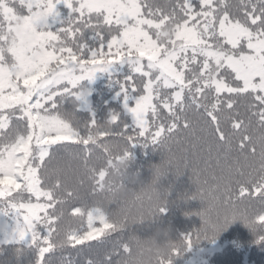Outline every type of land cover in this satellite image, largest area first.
Listing matches in <instances>:
<instances>
[{"label":"snow or ice","instance_id":"obj_1","mask_svg":"<svg viewBox=\"0 0 264 264\" xmlns=\"http://www.w3.org/2000/svg\"><path fill=\"white\" fill-rule=\"evenodd\" d=\"M118 63L131 69L117 83L132 123L113 112L112 132L94 136L95 119L81 127L58 104ZM113 138L167 142L225 209L264 205V0H0V264H101V245L116 264L117 226L72 204L79 224L61 234L67 201L43 178L53 153L76 149L87 165ZM184 239L190 249L200 234Z\"/></svg>","mask_w":264,"mask_h":264},{"label":"clouds","instance_id":"obj_2","mask_svg":"<svg viewBox=\"0 0 264 264\" xmlns=\"http://www.w3.org/2000/svg\"><path fill=\"white\" fill-rule=\"evenodd\" d=\"M66 118L74 121L71 113H66ZM112 130V125L106 121L97 125L93 135H98L100 131L110 134ZM159 146L163 158L151 166L148 182L141 179L139 170H132L135 161L123 140H106L102 147L107 156L94 155L87 165L76 149L53 153L44 166L43 178L46 185L54 190L57 199L67 201L61 204L64 214L61 234L68 223L73 226L79 224V220L68 215L72 204L92 205L101 209L117 226L118 234L123 236L121 246L126 245L127 250L117 256L116 264H176L188 247L184 237L175 235L170 224L161 222L160 209L168 203V189L162 188L161 179L172 170L180 175L185 167L169 150L167 142ZM188 169L197 189L193 195L204 204L199 212L202 219L197 230L200 239L194 240L193 246L198 247L201 241L214 239L234 220L243 221L256 236H264V221L258 219L260 214H264V209L246 210L244 202L223 208L214 185L205 184L202 179L198 182L192 170ZM98 173L101 174L99 180L96 178ZM65 192H70L71 196L65 197ZM143 224L151 225L150 233L140 235L133 229L134 225Z\"/></svg>","mask_w":264,"mask_h":264},{"label":"trees","instance_id":"obj_3","mask_svg":"<svg viewBox=\"0 0 264 264\" xmlns=\"http://www.w3.org/2000/svg\"><path fill=\"white\" fill-rule=\"evenodd\" d=\"M131 69L124 65L121 69L106 72L91 87L88 79L80 82L79 87L87 89V97L90 100V107L82 106V97H66L59 102L58 107L67 113H71L74 121L81 127L86 126L95 119L96 124H103L109 120L113 112L119 113L124 122L131 125L132 117L124 108L121 99L123 94L117 81H122L129 75ZM117 95L118 97H115ZM197 119V117H193ZM203 122H201L202 124ZM227 128V125H225ZM197 136L205 135L197 130ZM235 143V140H234ZM135 161L133 171L139 170L141 179L144 182L150 180V168L153 164L159 163L163 158V151L159 144H135L128 145ZM215 154V153H213ZM233 156L238 155L234 150ZM243 163V161H241ZM223 163H229L224 161ZM161 186L168 189L166 211L161 212V222L170 224L174 234L184 237L186 234L197 231L202 224L198 215L204 204L193 194L196 192V185L192 179V173L185 168L183 173L176 175L175 171L169 172L166 178L161 179ZM132 187H137L132 185ZM249 211H259L264 205L261 201L253 200L246 204ZM189 213V215H185ZM133 229L140 235H146L151 231V225H134ZM126 235V233H124ZM118 238H123L118 234ZM100 261L102 264L104 249L101 245ZM204 249L207 253V261L202 264H264V240L258 237L241 220H234L223 229L214 239L201 241L198 247L188 249L185 255L176 261V264H186L191 257L197 255L199 250ZM10 250L4 253L5 257H11ZM117 257H113L116 260ZM77 264H83V259L77 257ZM20 264H27V257L20 258Z\"/></svg>","mask_w":264,"mask_h":264},{"label":"rangeland","instance_id":"obj_4","mask_svg":"<svg viewBox=\"0 0 264 264\" xmlns=\"http://www.w3.org/2000/svg\"><path fill=\"white\" fill-rule=\"evenodd\" d=\"M124 65H126V64L118 63L117 65H113L112 68L109 69L108 71H98V72H96L93 79H91V80L88 79L89 84L92 87L96 83V81L103 74H105L106 72H111V71L117 70L118 66L122 69L124 67ZM87 93H88V91H86V93L83 96H81L82 97V106L84 108H89L90 107V100L87 97ZM115 97H118V96L115 95ZM121 102H122V104L124 106V97L121 99ZM134 103H135L134 99L129 98V100H128L129 106H133ZM129 114L131 115V113H129ZM207 258L208 257H207L206 251L204 249H201V250H199L197 255L194 256V257H191L190 260L186 264H202L203 262L207 261Z\"/></svg>","mask_w":264,"mask_h":264}]
</instances>
